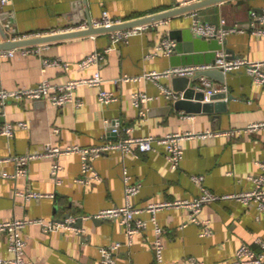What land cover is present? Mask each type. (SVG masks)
I'll return each instance as SVG.
<instances>
[{
  "label": "crops",
  "instance_id": "0c3cea01",
  "mask_svg": "<svg viewBox=\"0 0 264 264\" xmlns=\"http://www.w3.org/2000/svg\"><path fill=\"white\" fill-rule=\"evenodd\" d=\"M199 1L11 0L0 5V23L13 39L96 20L103 11L113 18L129 21ZM255 9H264V0L244 3L225 0L160 20V26L135 34L126 42L113 41L110 32H103L29 46L34 51L28 53L23 52L26 47L15 48L14 56L0 58V87L14 90L35 87L45 78L61 85L91 76L98 67L83 69L80 62L95 51L105 56L99 66L105 79L103 85L80 86L76 90L77 97L83 101L81 107L74 104L57 107L46 100L34 99H12L2 104L5 122L0 123V130L11 123L15 133L10 138L0 134V222L63 221L69 214L77 217L72 229L44 232L39 223L28 224L22 230V237L29 264H102L101 249L115 243L122 244L115 254L116 264H187L190 258L206 264H228L243 244L261 251L256 240L264 241V212L256 202L245 204L237 199H221L205 204L199 218L210 222V236H202L201 226L189 222V210H159L157 219L164 229L161 262L153 249L156 238L153 224L149 223L130 242L117 219L85 217L125 204V169L133 182L141 183L140 193L132 199L138 208L151 202L193 199L200 196L203 187L218 196L255 188L251 176L264 175V133L248 127L264 122V82H257L244 69L225 74L226 82L211 77L215 85H226V93L233 96L226 103L227 111L218 118L212 113L177 110L175 101L165 92V88L173 90L172 79L161 81L163 89L144 77L148 72L172 67L171 56L157 52V45L164 37L171 38L172 32L191 30L194 34V18L216 24L225 21L228 33L220 43L226 53L233 51L235 57L231 59L264 60V35L257 32L264 29V24L252 20ZM234 26L238 27L237 31L232 30ZM45 59L60 60L61 64L48 66L43 72ZM126 77L129 79L125 80ZM102 87L113 92L117 100L103 105L99 100ZM136 92L154 98L144 105L145 118L133 103ZM115 121L132 131L110 133V125ZM20 123L27 126L19 127ZM207 131L219 134L201 136ZM169 132L197 134L184 142L185 155L178 168L171 165L164 148L128 155L113 149L92 161L99 178H92L91 173L83 174L78 152L59 157L60 182L52 176L53 159L49 157L31 160L27 174L16 176L18 165L12 157L40 152L47 144L89 148L115 143L126 136H163ZM195 175L203 176V182H194ZM32 192L45 196L23 195ZM137 217L150 222L151 214L142 211ZM12 256L7 234L0 232V258Z\"/></svg>",
  "mask_w": 264,
  "mask_h": 264
},
{
  "label": "built area",
  "instance_id": "2783aa9c",
  "mask_svg": "<svg viewBox=\"0 0 264 264\" xmlns=\"http://www.w3.org/2000/svg\"><path fill=\"white\" fill-rule=\"evenodd\" d=\"M11 0H0V5H5ZM252 20L258 21L264 24V9L260 14L257 11H252ZM124 21L121 19L113 18L108 11H103L101 18L91 20L93 27H112L117 24H121ZM162 22V21H161ZM160 21L153 23L143 24L134 26L128 29L116 30L111 32L113 41L126 42L129 38L135 34L144 32L150 28L158 27L161 24ZM225 21L221 24L203 22L197 18H194L192 24V30L197 37L205 40L217 39L219 42L223 41L228 30L224 28ZM90 22L82 21L80 23L70 25L68 28L53 31L47 34L33 33L25 34L14 37L12 40H21L34 37H40L50 34H59L65 32H73L79 30H85L89 27ZM233 31H237L238 27L234 26ZM259 34L264 35V29H258ZM177 42L169 37H164L157 45V52L163 53L167 56H172L175 53ZM16 49L0 51V58L14 56ZM34 51L31 47L23 49L24 53ZM105 56L95 51L86 56L81 62L80 67L83 69L97 66L98 70L91 76L84 78L73 79L65 84L54 85L48 79H43L37 86L31 88H19L14 90H7L0 87V104H5L9 100H21V99H34V100H46L57 107H63L65 105L74 104L76 107L83 106V101L76 95V90L80 86H91L100 87L105 81L101 74L99 66L104 61ZM60 60L45 59L43 61V72L46 71L48 66L60 65ZM245 70L248 74L254 77L257 82H264V60H250L247 58H235L230 59L228 54L223 50H218L216 58L213 62H203L197 64H188L180 66H172L164 71H151L144 75V77L157 82L161 88L164 89V85L161 83L163 79H173L175 77H189L195 78L196 88L206 93V98L215 93L227 92L228 88L226 85L219 84L215 85L214 80L209 77L206 73L211 70H221L224 74L231 72ZM128 80L129 78H124ZM165 92L168 97L174 101L181 98V94L174 92L173 90L166 89ZM133 103L140 109V115L145 118L147 111L144 107L149 101L153 100L152 96L144 92H136L133 94ZM99 100L103 105H110L117 100L115 94L109 90L100 88ZM19 127H26L25 123H20ZM249 130H261L264 133V122H257L251 124L248 127ZM131 132L132 128L123 127L119 121H115L110 125L109 132L112 134L119 135L121 131ZM15 133V126L11 123H6L0 130V134L5 137H12ZM214 132L207 131L201 136L213 135ZM219 134V133H216ZM215 134V135H216ZM197 134L191 132H169L163 136H126L119 139L115 143H108L95 147H81V146H68L65 148L59 146H53L47 144L45 149L40 152L25 154L21 156L12 157L16 160L18 168L17 175H26L28 172L27 165L29 162L36 158L49 157L53 159L51 166V173L53 178L60 182V169L61 165L58 159L63 154H70L78 152L82 158V172L83 174L91 173L92 178H99L98 174L93 170L92 161L101 156L102 154L113 150L119 149L124 155L135 154L136 151L145 153L157 151L160 148H164L167 154V158L174 168H178L185 155L184 142ZM263 168H264V164ZM192 179L196 183H201L204 180L203 176H192ZM252 181L255 183V188L252 190L244 191L241 193L228 194L224 196H218L207 190L205 187L202 188L200 196L188 199H173L165 200L161 202H151L144 208H138L132 203V199L137 196L141 191V183L133 182L128 171H123V180L125 183V204L122 206H114L99 211L97 214L85 216L87 218H98V219H117L120 224L125 228V232L130 240L146 227L149 223L155 227L156 238L153 242V249L155 256L159 262L164 257V245L162 241V234L164 229L160 226L157 219V212L165 208H185L189 210V222L198 224L201 226V235L210 236L212 229L208 220L200 219L199 214L202 211L205 204L214 202L221 199H237L245 204L256 202L259 208L264 212V175L251 176ZM85 181L86 179H81ZM27 198L30 197H44L45 194L32 192L29 194H23ZM142 211H147L151 214L150 222L137 217ZM77 220L76 216H70L63 221H44L43 219H14L11 221L0 222V232L6 233L8 236V249L13 254L11 258H0V264H29L26 256V241L22 237V230L31 223H39L44 232L60 229H72ZM256 243L260 246L261 251L256 250L249 244H243L236 252L235 258L228 264H264V241L257 239ZM121 243H115L109 247L101 249V263L102 264H116L115 254L121 248ZM187 264H206L203 261L190 258Z\"/></svg>",
  "mask_w": 264,
  "mask_h": 264
},
{
  "label": "water",
  "instance_id": "95a60500",
  "mask_svg": "<svg viewBox=\"0 0 264 264\" xmlns=\"http://www.w3.org/2000/svg\"><path fill=\"white\" fill-rule=\"evenodd\" d=\"M222 1L225 0H201L188 6H179L178 8L161 12L158 14H153L151 16L124 21L123 23L114 25L112 27H93L90 19L89 27L85 30L50 34L21 40H12L8 36L2 24L0 23V32L3 36V40L0 41V51L11 50L19 47H29L41 43L80 36H87L103 32L111 33L116 30L128 29L134 26L148 24L160 20H166L173 16L198 10L200 8L216 4ZM244 2L245 0H241V3ZM255 11L261 14L263 12V9H255ZM171 38L177 41V45L175 48L176 53L171 56V65L173 67L203 62H213L216 58V51L222 50L224 48V45L220 43L217 39L209 41L200 37H195L191 30L172 32ZM226 51L229 54L228 57L230 59L235 57L233 56L232 50ZM206 74L209 77H213L220 80L221 82H226V75L221 70H211L208 71ZM195 78L196 77L192 79L189 77H175L171 80L173 91L182 95L181 98L174 102L175 108L177 110L185 111L187 113L192 114H199L202 112L212 113L214 117L221 118V114L227 111V101L231 100L233 96H228L226 92H219L211 95L209 97V100H207L206 93L196 88ZM3 106L4 105L0 104V123L5 122V118L3 117L2 111ZM70 216L71 215L69 214L66 218H69ZM79 219L80 221L83 220V218ZM92 219L96 220L97 218L92 217Z\"/></svg>",
  "mask_w": 264,
  "mask_h": 264
}]
</instances>
